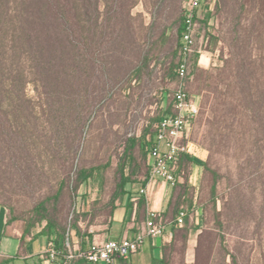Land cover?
Wrapping results in <instances>:
<instances>
[{
  "label": "rangeland",
  "instance_id": "374dc122",
  "mask_svg": "<svg viewBox=\"0 0 264 264\" xmlns=\"http://www.w3.org/2000/svg\"><path fill=\"white\" fill-rule=\"evenodd\" d=\"M100 1L102 18L110 16L123 38L112 54L108 80L95 73L89 114L85 97L75 112L43 105L22 61L27 73L23 89L35 113L25 127L22 119L15 120L18 132L11 149L0 150V205L7 210L9 230L21 232L34 218V206L56 192L67 174L72 188L81 167H104L107 195L126 139L139 137L173 103L178 79L171 69L179 61L177 26L184 0ZM198 14V52L184 84L192 98L207 104L188 135L205 151L206 163L193 189L195 207L185 208L202 223L195 264H264V0H204ZM206 14L210 17L204 23ZM203 54L210 58L206 68L198 66ZM235 54L252 62L247 80L254 103L229 87ZM226 96L234 98L232 112ZM75 201L69 196L59 204L67 225ZM42 226L35 224L31 231Z\"/></svg>",
  "mask_w": 264,
  "mask_h": 264
},
{
  "label": "trees",
  "instance_id": "16d2710c",
  "mask_svg": "<svg viewBox=\"0 0 264 264\" xmlns=\"http://www.w3.org/2000/svg\"><path fill=\"white\" fill-rule=\"evenodd\" d=\"M99 3L100 0H0V150L11 149V141L18 132L15 120L22 119L25 127L35 113L29 106L30 99L24 93L27 73L23 69L22 61L27 63L29 74H32L40 90L37 93L43 105L54 103L58 110L75 112L81 99L85 97V108L88 114L91 112L95 98V73H101L108 80L110 65L113 63L112 54L122 46L120 40L123 38L119 29H115V23L110 16L102 18ZM209 17L210 14H206L203 22L206 23ZM179 21L178 53L183 30L182 16ZM260 22L264 24L263 19ZM175 66L171 69L172 72H175ZM251 66L252 62L241 59L236 54L232 55L228 74L234 84L229 87L236 89L241 99L254 103L251 83L247 80ZM226 98L232 112L235 108L234 98ZM225 103L222 101L221 106ZM172 104L169 110L166 109L163 115L153 120L157 122L162 116L171 114ZM206 105L204 100L200 101L197 115L190 124L191 128L206 112ZM79 121L77 128L81 133L84 124L81 119ZM155 133L156 128L152 124L139 137L132 135L124 142L123 154L116 165L107 194L109 201L106 205L111 210L114 202L127 193V184L143 186L147 182L149 146L154 143ZM205 164H202L203 167ZM103 168H79L72 188L67 185L70 181L67 174L56 192L34 206V218L21 228L20 242L41 235H46L49 239L55 235L57 240L54 238V242H64L68 225L65 223L66 216L60 215L59 204L69 196L73 202L80 186L92 184L94 181L99 194L105 195ZM215 184V181L211 184L212 198ZM178 207L179 204L176 203V211ZM41 222H44V226L39 232L33 233V226Z\"/></svg>",
  "mask_w": 264,
  "mask_h": 264
},
{
  "label": "crops",
  "instance_id": "0c3cea01",
  "mask_svg": "<svg viewBox=\"0 0 264 264\" xmlns=\"http://www.w3.org/2000/svg\"><path fill=\"white\" fill-rule=\"evenodd\" d=\"M210 58L200 55L198 66L206 68ZM172 109V108H171ZM172 111V110H171ZM190 127L184 143L187 152L180 154L175 175L176 182L153 180L147 184V191L138 202L133 203L131 193L141 186L135 183L126 185L127 193L114 202L111 210L106 204L108 195H100L93 184L81 185L77 201L74 203V216L68 224L64 242L56 241V246L65 250V242L74 251H82L94 242L109 239L120 240L133 238L143 228L147 213L158 212L163 218V231L157 237L147 238L141 247L128 258L114 257L111 261L88 262L85 259H73L69 264H195L196 247L199 242L201 218L194 217L185 208L195 207L193 189L200 182L204 168L205 151L196 142L188 139ZM151 157L148 158V165ZM200 175V176H199ZM144 200V202H141ZM141 202V203H139ZM179 204L178 211L175 210ZM184 210L186 215L181 225L176 224L178 212ZM7 210L0 205V264H42L41 252L44 250L46 235L20 242L21 232L7 228Z\"/></svg>",
  "mask_w": 264,
  "mask_h": 264
},
{
  "label": "built area",
  "instance_id": "2783aa9c",
  "mask_svg": "<svg viewBox=\"0 0 264 264\" xmlns=\"http://www.w3.org/2000/svg\"><path fill=\"white\" fill-rule=\"evenodd\" d=\"M203 3L204 0H184L183 2V30L179 61L175 66L178 84L172 91V113L162 116L154 123L156 133L154 143L149 146L151 163H149L147 182L136 192L131 193L130 199L133 203L138 202L140 197L146 194L147 184L153 180L176 182L175 171L179 156L187 152V145L183 141L187 137V130L193 118L197 115L199 102L186 91L184 84L191 57L195 52H198L195 49V33L198 25L197 10ZM185 215V211L181 210L177 215L176 224L181 225ZM163 223L161 214L150 210L143 228L135 237L92 242L88 248L82 251L70 249L67 242H65V250H61L56 246L54 237H52L46 241L45 248L40 254L42 264H69L71 260L77 258L93 263H107L116 256L128 258L141 247L147 238L161 235Z\"/></svg>",
  "mask_w": 264,
  "mask_h": 264
}]
</instances>
